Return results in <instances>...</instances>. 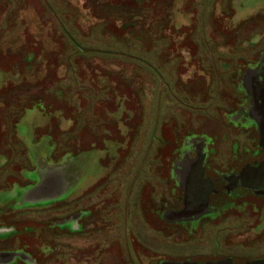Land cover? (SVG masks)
<instances>
[{
    "label": "rangeland",
    "instance_id": "obj_1",
    "mask_svg": "<svg viewBox=\"0 0 264 264\" xmlns=\"http://www.w3.org/2000/svg\"><path fill=\"white\" fill-rule=\"evenodd\" d=\"M73 65L90 83H63ZM261 69L264 0H0V264L197 262L227 252L236 264H264L261 196L240 197L246 204L191 233L179 222L204 213L206 199L168 209L166 230L158 215L173 201L161 179L190 138H203L220 171L249 159L253 105L242 100ZM254 89L264 95V83ZM255 108L264 118V104ZM46 162L72 168L69 190L25 199ZM18 169L30 183L18 186ZM79 206L89 211L83 225L70 216Z\"/></svg>",
    "mask_w": 264,
    "mask_h": 264
},
{
    "label": "flooded vegetation",
    "instance_id": "obj_2",
    "mask_svg": "<svg viewBox=\"0 0 264 264\" xmlns=\"http://www.w3.org/2000/svg\"><path fill=\"white\" fill-rule=\"evenodd\" d=\"M261 70L263 71L251 73L247 86L249 94H246L242 88V72H240V81L238 85V87L242 88L245 93L242 103L244 101H248L253 105L252 117H250V115L248 117L253 121L248 123L247 126H251L252 129H254L251 139L255 141L256 149L253 151H247L249 159L245 160L242 158L240 163L230 164L228 171L223 172L220 171V168L216 165L209 164V161L205 158L207 152L205 147L206 144H204L203 138L201 139V137L198 136L190 138V144L185 145L187 147V151L183 150L176 156V158L171 163V171L169 172V176L161 179L163 188L167 187L169 195L172 194L173 196V201H168L167 203L162 204L158 210L159 213L157 212L163 222L161 229L166 230L168 223H175L173 220L169 221L167 219L170 218L167 214L172 215L171 212L168 213L167 210L170 208H173V210L181 209L183 206H185V203L189 199H191L193 202V200H197L196 198L202 197L207 200L208 207L204 213H201L193 221L189 220L179 222L178 228H185L188 231L204 229L202 225L206 221L209 223L212 222V224H214L216 222L215 220L218 218L222 219L228 211H232L235 205L246 204L245 199L240 197L251 195L261 196L264 199V179L261 175H264V159H257L261 152H264V143L259 139L260 134L257 123L262 119L260 122L264 124V118L258 115L255 108L256 103L264 104V95L260 93V91H256L254 89L255 84L264 83V69ZM255 116L260 119L258 122V118ZM189 152L194 153L193 156H190ZM201 156L204 158L203 161H199V157L201 158ZM243 167H246L247 171H241ZM84 194L73 198L70 203L76 201V198L81 197L82 199ZM82 207L83 206L76 207V212H72L70 214L71 217L74 213H77L80 216V225H83V216H88L87 213H89L88 210H80ZM71 225L72 226L70 228L75 226L74 223ZM227 254L229 255L231 253L227 252ZM228 255L219 256L217 258L215 257L214 259H206L204 257L202 260L197 262H183V260L175 261L171 258L159 260L157 264H236L234 263L235 259ZM240 260H244L242 264H252V262H248L252 259L245 260L244 258L238 257L237 261ZM252 261L256 263L258 259Z\"/></svg>",
    "mask_w": 264,
    "mask_h": 264
},
{
    "label": "crops",
    "instance_id": "obj_3",
    "mask_svg": "<svg viewBox=\"0 0 264 264\" xmlns=\"http://www.w3.org/2000/svg\"><path fill=\"white\" fill-rule=\"evenodd\" d=\"M65 63L66 62L61 63L59 67H61V65H62L63 68H65L66 67ZM69 68H72L73 75L72 76L68 75V70L69 69L67 71H65V69H63L65 72H63L62 76L64 77L63 83H65V84H68V83H72L73 84L75 78L79 79V81H78L79 83H84V84L85 83H90L89 82V78L90 79L93 78V75L91 77L89 76V74L83 75L81 73V72H83L82 69H81L82 70L81 72L77 71L75 65H73V66H71ZM58 71L60 73V70H58ZM138 71H140V70L138 69ZM87 73H88V70H87ZM58 75H59V77H62L60 74H58ZM71 77H73V78H71ZM88 92L89 91L87 90L84 94L88 95ZM62 98H64V95L62 96ZM105 99L108 100L106 97H104L102 100L105 101ZM102 111L103 110H101V112ZM80 112H78L77 115H79ZM95 112H96V110H95ZM95 114L96 113L91 114V115H86V116H92V117L94 116L95 117L96 116ZM100 115H98V116H100ZM19 150H20L19 151L20 154L24 155V151H22V147H20ZM71 169H69L68 167L64 166V164H61V163L60 164H53V165H52V163L48 164L47 162L44 163V164L43 163H38V167L36 169L37 176L39 178L38 183L33 184L26 191V193L24 195V198L28 199V200H33L34 202H36V201H40L42 199H46V198H51L52 199V198L60 196L65 191L69 190V185H71V184H69L68 179L70 178V176H69L70 173H72ZM12 178H15V181H17V183H19L18 186L30 183V180H27L24 177V174L22 176L20 169H18V173L12 174ZM11 179H10V182H11ZM95 181L96 180H94V178H93V179H91L90 182L88 181L89 183L87 182L85 184L86 186L82 187L81 189H79L76 192L72 191L71 193H69V195L71 196L70 199L72 200L73 198L79 196L80 193L83 191V189H86V190L89 189L90 186L93 185ZM27 196H29V198H27Z\"/></svg>",
    "mask_w": 264,
    "mask_h": 264
},
{
    "label": "water",
    "instance_id": "obj_4",
    "mask_svg": "<svg viewBox=\"0 0 264 264\" xmlns=\"http://www.w3.org/2000/svg\"><path fill=\"white\" fill-rule=\"evenodd\" d=\"M252 264H255V263H252Z\"/></svg>",
    "mask_w": 264,
    "mask_h": 264
}]
</instances>
